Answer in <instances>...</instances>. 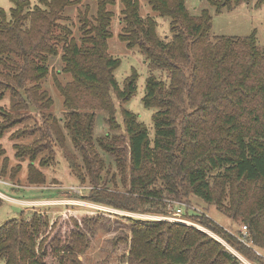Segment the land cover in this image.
<instances>
[{"label":"trees","instance_id":"trees-1","mask_svg":"<svg viewBox=\"0 0 264 264\" xmlns=\"http://www.w3.org/2000/svg\"><path fill=\"white\" fill-rule=\"evenodd\" d=\"M94 1V16L89 17L87 9L79 13V41L61 22L65 19L62 11L71 0H38L34 6L28 0H12L8 12L0 8V93L8 90L11 104L7 116L16 120L18 115L24 118L30 110L41 107L39 103L47 97L46 91L40 92V82L49 73L47 59L60 49L62 70L71 76L65 85L56 81L70 115L65 128L82 152L88 174L97 181L94 165L100 161L101 168L104 163L90 154L94 110H114L111 92L121 102L129 100L136 90V73L126 77L123 88H119L113 71L120 60L108 53L107 45L111 16L107 5L113 0ZM121 1L119 38L129 48L138 47L145 57L149 75L142 100L146 107L155 109L154 135L151 139L138 116L122 108L126 147L116 150L103 137L98 143L105 153L114 154L117 168L123 169V157L128 153V190L84 200L122 210L162 205V210L156 208L150 214L164 216V206L168 208L164 200L170 198L164 196L168 194L179 200L194 194L215 205L219 202L216 179L235 182L237 197L231 212L241 216L246 229L242 228L239 235L244 244L239 240L232 244L242 256L263 264L246 245L264 249V47H259L254 34L211 39L212 17L207 9L191 15L185 0H147L152 10L171 18L170 37L162 40L154 18L139 15L137 0ZM208 1L220 11L240 0ZM155 72H165L166 78ZM44 127L49 142L63 147L58 122L51 119ZM40 140L17 145L18 156H29L30 184L45 181L44 173L34 165L37 154L46 148L40 145L45 140ZM39 163L46 165L45 159ZM69 163L73 173L75 162L69 159ZM75 176L83 180L82 175ZM250 192L255 200L246 208L243 205ZM24 213L22 210L18 217L0 225V258L4 264H83L77 255L85 252L95 228L90 225L88 237L75 220L62 240L49 234L54 222L50 223L47 210L35 209L28 218ZM200 218L201 224L220 232L209 219ZM98 220L87 218L81 224L92 222L95 227ZM128 220L131 237L127 264H242L218 240L194 226L163 219ZM47 256L55 262H48Z\"/></svg>","mask_w":264,"mask_h":264},{"label":"rangeland","instance_id":"rangeland-1","mask_svg":"<svg viewBox=\"0 0 264 264\" xmlns=\"http://www.w3.org/2000/svg\"><path fill=\"white\" fill-rule=\"evenodd\" d=\"M30 6L38 4V0H28ZM139 4V15L145 17L151 15L156 23V33L162 40L170 37L171 18L161 15L152 10L147 0H137ZM259 0H240L230 8H223L217 11L208 0H185V7L191 15H197L201 10L207 9L212 17L210 37L215 36H237L248 37L254 34L259 47H264V0L258 4ZM12 0H0V8H4L7 12L12 7ZM122 8L121 0H113L107 5V10L111 13L110 24L108 30L110 36L107 39L108 53L114 58L120 60L118 66L113 71V76L119 88H123L124 80L132 73H136L135 92L131 98L125 102L119 101L115 94L111 92L114 101V110L108 113L102 109L94 110L92 122L93 143L90 154H96V159L102 158L104 165L100 168V161L94 165L97 172V181L95 177L88 174L86 166L82 160V152L75 146L71 140L69 133L65 128V124L70 115L66 112L63 105V96L60 93L56 81L65 85L71 80L69 73L63 72L64 62L61 58V50L56 55H49L47 66L49 73L40 82V92L46 91L47 97L39 103L37 109L30 110V114L24 118L18 115L17 120L11 116L9 106L11 98L8 90L0 93V107L3 113H0V225L9 219L18 217L22 210L24 216L36 210L49 211L51 227L50 235H57L62 240L72 228L75 220L80 224L86 234L91 235L90 225L95 228V234L90 236L89 245L84 253L78 254L77 257L83 264H127L130 233L129 218H147L158 214H150V211L162 210V205L150 204L138 206L136 210H122L113 206L97 203L85 202V197L107 196L108 193H125L129 187V158L128 153L124 158L123 169L117 168L114 163V154H107L100 149L98 141L101 137L116 150H121V146L126 147V136L122 125V108L134 112L138 119L145 125L148 130L149 137L152 139L154 135V124L152 120L154 108L146 107L143 103L145 92V80L149 75L145 57L138 47L129 48L126 42L119 38L122 32ZM88 10V16L92 17L96 14V2L94 0H71V4L65 6L62 15L65 18L61 20L66 24L71 36L79 41L81 32L79 30V13ZM155 75L166 78L165 72H155ZM167 82V81H166ZM50 100V105L44 108L45 103ZM190 109V108H189ZM188 109V110H189ZM22 114H25L23 112ZM8 118V119H7ZM15 119V120H14ZM51 119L58 122L61 133L64 136L63 147L58 143H50L45 134V127ZM10 120H13L10 122ZM40 145L46 148L37 154L34 165L40 169L45 175L44 183L30 184L27 179L29 156L23 154L18 156L17 145H28L42 142ZM45 159L46 165H40L39 161ZM69 159L75 162L73 173ZM98 159V160H99ZM93 168V172H94ZM82 175V179H78L75 174ZM214 182L216 199L218 204H207L201 198L194 194H190L187 198L181 200L173 195H166L164 202L168 208L164 206L166 221H175L170 219L173 217L174 208L181 206L183 215L181 219H185L187 225L194 226L211 237L218 240L226 250L236 255L242 264H255L246 256H242L233 241H240L242 225L244 224L239 215L233 214L231 211L236 199V184L232 181ZM55 184V185H54ZM58 184V185H56ZM98 191V192H95ZM218 193L220 195H218ZM251 193V192H250ZM59 194V196H58ZM246 196L244 207H252L255 197ZM49 197L47 202L50 206H29L27 203L17 200H38ZM84 200V201H83ZM47 207V209H45ZM49 207V208H48ZM26 208V209H25ZM170 208L169 211H167ZM232 215H235L232 216ZM161 216V215H159ZM200 216H204L220 229L219 233L213 231L210 227L200 223ZM91 218L94 221L99 218L95 227L92 222L81 224L83 219ZM87 222V221H86ZM222 233L228 235L230 240H226ZM238 237V238H237ZM243 243V242H242ZM241 244V243H240ZM244 244V243H243ZM247 248L264 262V249L253 246L250 243ZM246 248V247H245ZM48 262H55V258L47 256ZM0 264H4L3 258H0ZM264 264V263H263Z\"/></svg>","mask_w":264,"mask_h":264},{"label":"built area","instance_id":"built-area-1","mask_svg":"<svg viewBox=\"0 0 264 264\" xmlns=\"http://www.w3.org/2000/svg\"><path fill=\"white\" fill-rule=\"evenodd\" d=\"M182 213H183V208L181 206H177L174 208L173 217H171L170 219L175 220L176 222H180V223H188V221H186L185 219L180 218V216H182ZM152 219H169V218H167L165 216L155 215V216H152ZM242 228H243V230H245L246 226L243 225ZM243 233H244V235L246 234L245 231H243Z\"/></svg>","mask_w":264,"mask_h":264},{"label":"crops","instance_id":"crops-1","mask_svg":"<svg viewBox=\"0 0 264 264\" xmlns=\"http://www.w3.org/2000/svg\"><path fill=\"white\" fill-rule=\"evenodd\" d=\"M55 185V184H54ZM58 185V184H56ZM59 196V194H58ZM60 197V196H59ZM49 197H45L44 199H36V200H17L19 202H23V203H27L26 204V208L29 207V206H50V204L47 202ZM84 201V200H83ZM87 203H90L88 201H85ZM29 205V206H28ZM25 208V209H26ZM48 215H49V211H47Z\"/></svg>","mask_w":264,"mask_h":264}]
</instances>
